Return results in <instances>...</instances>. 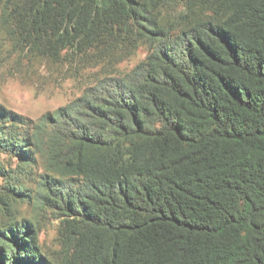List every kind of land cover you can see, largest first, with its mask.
Returning <instances> with one entry per match:
<instances>
[{
    "label": "trees",
    "instance_id": "1",
    "mask_svg": "<svg viewBox=\"0 0 264 264\" xmlns=\"http://www.w3.org/2000/svg\"><path fill=\"white\" fill-rule=\"evenodd\" d=\"M182 1L170 24L154 0H0L43 57L150 50L72 104L65 264H264V0ZM30 231L0 226V264H49Z\"/></svg>",
    "mask_w": 264,
    "mask_h": 264
},
{
    "label": "rangeland",
    "instance_id": "2",
    "mask_svg": "<svg viewBox=\"0 0 264 264\" xmlns=\"http://www.w3.org/2000/svg\"><path fill=\"white\" fill-rule=\"evenodd\" d=\"M153 4L170 24L185 10L182 0ZM149 51L138 42L102 56L69 50L54 60L18 46L0 22V130L21 139L29 154L0 148V226L30 225L49 264H65L71 252L62 226L73 221L66 196L80 177L68 173L63 138L84 121L72 104L100 79L131 72Z\"/></svg>",
    "mask_w": 264,
    "mask_h": 264
}]
</instances>
